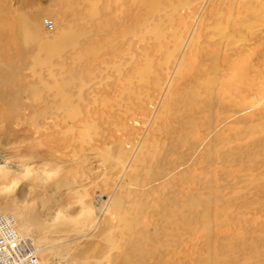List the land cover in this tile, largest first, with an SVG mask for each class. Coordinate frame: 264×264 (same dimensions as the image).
<instances>
[{"label":"rangeland","instance_id":"obj_1","mask_svg":"<svg viewBox=\"0 0 264 264\" xmlns=\"http://www.w3.org/2000/svg\"><path fill=\"white\" fill-rule=\"evenodd\" d=\"M184 1L175 12L169 8L178 5L176 0H0V71L13 76L11 81L0 82V152L5 159L0 163V214L20 217V228L25 227L22 222L27 216L38 218V227L50 240L67 237H62V229L83 234L97 222L110 229L121 226L111 233L114 240L125 234L117 248L102 238L93 241L103 264H116L119 258L114 255L122 256L126 248L132 255L134 250L145 252L134 259L136 264H264V18L252 16L244 26L238 24L250 14L244 0H212L209 5L205 0ZM249 1L254 6L258 3ZM157 2L161 11L148 15L147 10ZM205 5L204 16L198 19L195 11ZM230 14L240 16L238 22ZM147 19L149 30L140 25ZM28 22L39 27L36 36L31 35ZM196 25L188 57L168 97L173 104L157 111L160 117L152 125L154 131L145 134L133 119L147 120L144 117L154 109L150 100L158 98L160 90L154 86V77L149 83L142 80L146 77L142 73L150 65L161 69L159 63L168 54L160 45L174 50L176 38L185 41ZM224 26L238 37L224 38ZM69 29L74 30L77 52L73 56L64 52L65 64L57 71L76 80L77 85L67 92L82 113L76 121L84 123L76 122L78 127L71 128L68 139L72 138L73 149L65 155L56 151L51 136L40 135L45 129L37 125L34 109L42 104L32 100L28 88L38 81L30 68L34 58L38 54L46 58L44 52L37 54L39 43L47 34L54 38ZM157 30L162 40L157 39ZM241 33L245 39L239 37ZM54 61L60 62L59 58ZM159 72L164 85L167 74ZM42 75L48 77L45 65ZM134 91L146 101L143 109H128L130 101L137 103ZM212 94L217 103L214 122L207 107ZM122 137L132 146L141 143L135 161L143 165L129 172L130 176L144 175L149 169L159 173L163 171L159 165L168 161L172 166L167 173L175 176L171 184L157 179L155 188L161 194L139 195L138 188L133 189L136 192L123 210L130 223L127 232L119 213L105 214L97 203L106 188L105 178L119 171L114 157H127L120 149L119 153L113 150L114 157L105 161L102 149L111 140L119 145ZM193 194L199 204L192 209L195 223L189 226L186 217L190 212L184 200ZM172 200L178 203L161 208ZM152 212L168 218L159 221ZM208 215L210 225H205ZM64 222L68 225L58 226ZM154 229L161 231L163 240L179 243L156 244V256L148 254L154 247L131 245L138 234L149 237ZM111 254V262L105 260ZM41 258L58 264L45 251ZM96 261L92 256L86 264H99Z\"/></svg>","mask_w":264,"mask_h":264},{"label":"bare ground","instance_id":"obj_2","mask_svg":"<svg viewBox=\"0 0 264 264\" xmlns=\"http://www.w3.org/2000/svg\"><path fill=\"white\" fill-rule=\"evenodd\" d=\"M211 1L212 0H205V2H206L205 4L209 5V3H211ZM254 1L255 0H253V2ZM176 2L178 3V5L176 7H174L175 3H173L170 6L171 8H169V9H171V11L174 10L175 12H178L179 6L181 4H183L185 1L184 0H176ZM249 2H250L249 0H244V3H242L244 5V8L247 9L248 11H250V14H247V15L245 14L244 17L241 15L242 19L245 18L244 21L238 22L237 20L239 19L240 16H238V18H234V15L230 14L231 17L235 20V23L238 22V24H240L241 26H244L246 24L245 20L252 19V16H256L257 18H259V17L260 18L261 17L264 18V16H263L264 15V0H258L257 1L258 3L256 4V6H254L251 3L249 4ZM100 5H102V4H99V6ZM206 5L204 7H202L201 11H199V12L195 11V17H197L198 19H201L204 16L203 13L206 11L205 8L207 9ZM234 5L235 4H233L232 6L234 7V10H235V6ZM236 6H237V4H236ZM90 9L92 10V8H90ZM242 10H243V8H242ZM95 11H99V9L96 8ZM159 11H161L160 10V4H159V2H157V3H154L147 10V14L148 15L150 14L151 16H154L155 13H157ZM243 12H245V11H243ZM197 14H198V16H197ZM107 15L108 14H106L105 17ZM148 15H147V17H148ZM83 16H85V15H83ZM90 16H92V15L90 14ZM81 19H83V18H81ZM94 20H96V17H95ZM148 20L149 19H147L145 22H141L140 23V25H143V27H146L147 30H149V25H148V22H147ZM197 22H198V20H197ZM27 25H28V27L30 26L31 35L32 36L33 35L36 36L38 34V32H39V27L32 25L30 22H28ZM87 25H88V23H87ZM33 27H35V28H33ZM155 28H156V25L154 26V30H155ZM223 29L224 30H223L222 33L224 35L223 36L224 38L225 37H227V38L238 37L235 33H233V31H231L229 26H226V27L224 26ZM154 30H153V32H154ZM196 30H197V25L194 28L189 29V35L185 39V41H182L181 38H176V42H175L174 45H177V46H175L174 50H170L169 47H165L164 45H160L161 51H165L168 54L167 57H166L167 59H164V62H162L163 60H161L160 63H159L161 65V69L154 70L153 67H152L153 65L152 66L150 65L142 73V76H146V77H142V80L146 79L147 82H149L150 78L154 77L155 84H154V82H152V83L154 84V86L158 87V89L160 90L159 94H158V98L151 99V96L149 97V99H151L150 103L153 106L152 108H154V109H153V112H151L149 115H146L144 117V118L147 117V120L146 121L139 120L137 117H135L133 119L132 123L134 124V126H138V125L143 126L144 130H145V134L154 131L152 129V125L160 117L159 114H157V111L160 110L162 107L167 108L170 103L173 104V102H171V100H169L168 97H169V94L172 92L173 85H174L178 75L180 74V72H181V70H182V68L184 66V62H185V60L188 57L189 48H190V46L192 44L193 36L195 35ZM73 32H74V30L69 29L64 34H58L54 38L49 37V34H47L46 39L43 42L39 43V46L37 47V54L41 53V52H44L46 54V58H42L41 56H39V54L36 55V57L34 58L35 59L34 60L35 61L34 65L31 66L30 68L33 69V73L35 75H37L39 79L37 78L38 81L35 82L32 86H29V88H28V91L32 92V94H33L32 100L33 101L35 100L36 102H39V104L40 103L42 104L40 107H35V109H34L35 110V117L34 118H35V121L37 122V125L39 127H43L45 129V132H43L40 135L42 136V135H46L47 134V136H49V137L51 136V138L55 142V143L53 142V144L55 146L57 145L56 146V149H57L56 151L59 152V153H62V154H65L67 152V149L68 150L69 149H73V148H70L71 147L70 140L72 138L69 140L68 137H69L71 128L74 129V128L78 127V125H76L75 123L76 122L79 123V121H76V120L79 119V116L82 115V113L79 110V108L77 109L74 106L76 101L74 103L71 100L72 97H70L68 95L69 92H67V91L71 90L70 88H73V84H76V83H74L75 79L72 76L67 78V77H65V74L63 72L61 73L60 71H57L59 66H63L65 64V57L66 56H64V52L66 53V51H68V54L73 56V52L75 51V48H76V44H75L76 38L72 34ZM143 33H145V32H143ZM239 37L242 38V39L246 38L243 33H241L239 35ZM157 39H159V40L163 39V34L161 33L160 30H157ZM213 40H215V39H213ZM210 41H212V40H210ZM216 41L217 40H215L213 42L216 43ZM76 52H74V53H76ZM115 52H116V50H115ZM55 58H59L61 63L60 62L59 63L55 62L54 61ZM67 58H68V56H67ZM130 62L133 63L134 60H131ZM44 65L46 67V70L48 71V77L47 78L43 77V75H42L43 69H44ZM40 67L43 68V69H41ZM19 69H21V67ZM161 70H163L167 74V81H166V83L164 85L161 84V81L159 79V77H160V72L159 71H161ZM4 73L0 71V82H8V81L13 80L12 79L13 78L12 75L4 74ZM121 73H122V71H121ZM34 79H36V78H34ZM96 80H98V79L96 78ZM101 81H102V79H101ZM75 82H76V80H75ZM80 82H84V81H80ZM84 85H85V83H84ZM81 87L83 88L84 86L81 85ZM14 88H16L15 90H17L16 86H14ZM127 89H129V87H127ZM21 90H23L22 86L17 91L18 92V97H19V95L21 96ZM129 91H130V89H129ZM79 93L82 94V92H79ZM133 94H135V96H136L137 103H135L133 101H130V102L128 101L129 103H132V106L131 107L129 106L128 109L129 110L136 109V108L139 109L141 107L143 109L146 101H144L141 98V96L138 95L135 91L133 92ZM196 94L198 95V97L202 96L201 91L199 89H197V88H196ZM211 96H212V100H210L207 103V105H208L207 107H208L209 111L212 113L211 117H210L211 118V122H214L215 118H214L213 113L215 112V107L217 106V103L214 101V95L212 94ZM28 100H30V99H28ZM108 103H110V102H108ZM113 103L115 104V101ZM21 104L22 103H20L19 105H21ZM76 106H78V105L76 104ZM149 106H151V105H149ZM225 107H227V105H225ZM117 113H119V112H117ZM121 114H124V113H121ZM42 119L43 120H48V121H42ZM69 119H72L75 122H69L68 121ZM83 123L84 122H81V123H79V125L81 126V125H83ZM86 125H87V123L85 124V126ZM118 125L119 124H117L116 126H118ZM38 126H37V128H38ZM123 127H126V125H124ZM54 130L58 131L57 134H54V135L50 134ZM116 130H119V128L116 127ZM124 131H126V130H124ZM85 134H87V133H85ZM110 137H111L112 140H114L115 135L113 134V132L110 134ZM103 139H105V138H103ZM123 140L124 139L122 137L120 142H119V145L118 144H112L111 141H110V142L106 143V146L104 147V149H102L103 158L106 159L105 161H109L108 159H111V158L114 157L115 154H114L113 150H116V152L121 150L122 151V155H127V157L124 158V159H121L120 157H117V156L114 157V158H118L116 160L118 161L117 164L119 165L118 166L119 167V171L117 172V174H112L110 177H108V179H107V177L105 178L106 180H108L107 182H104V183H106V185H105L106 188L104 190L100 191V193L98 195V198H97L98 199L97 203L102 207V212L105 213V214H109V215L114 214L113 211H115V213H119L121 215V217H120L121 225L124 226V228L126 229V232H127V230L130 229V226H129L130 223L127 222V220H129V219H127V218H126L127 220L125 219V217H124V215H125L124 212L125 211L123 212V210H124V206L128 205L130 203L131 198H133V195H134L133 191H135L133 189H137L138 188L139 195H143V194H145V195L149 194L150 195V194H153V193L161 194L162 193L161 190L155 188V184L154 183L157 182V181H160V180H157V179L158 178H162L161 180L171 184V183L175 182V180H173L175 178V176H174L173 172L169 173V174L167 173L168 169L171 168V166H172V161H170V162L168 161L165 164H160L159 166L163 169V171H161L159 173L154 171V170H152V169H149L148 172L146 174H144V175H142V174L139 175V173H140L139 172L138 174H136V176H130L128 174L129 172H131L133 170H138L139 166L143 165V164L141 165V163H140L139 166H137V162L135 161L136 160L135 159L136 154L141 149V143L140 144H134L132 146V144L130 145L129 138H128L129 142H124ZM215 143L220 144L222 142L217 141ZM131 149H133V150H131ZM96 150H98V149H96ZM130 151H131V155L129 156ZM74 156L77 157V155H74ZM142 160L140 162H142ZM4 162H5V159L3 158V154L0 152V163H4ZM140 168L142 169V167H140ZM109 179H111L113 181V183H110ZM142 180H144L143 184H145V187L141 186L142 185ZM150 189H152L153 192L149 191ZM136 195H138V194H136ZM189 198H193V200H190ZM170 199H172V197H170ZM184 202H185L184 203L185 207H187V209L190 212V214H188L187 217H186V222L188 221L187 223L189 224V226H193V223H195V221H194V212L192 213V209H193V207L198 205L199 202L196 199L194 200V194L191 195V197H186ZM134 203H137V202H134ZM177 203L178 202H175V201L172 200L170 204H168L166 206H163L161 208L163 210H165V209H168V207H170L171 205H175ZM138 205L139 204H137V206ZM152 213H153L154 216L158 217L157 219L159 221H162L164 218H168V215H164V214L159 213V212L158 213L157 212H152ZM1 214H4V213H1ZM5 215H8L12 219H14V221L16 223V231L18 232L19 236L23 240H25L27 243H29V245H31L34 248V251L38 255L39 258H40V254L43 251H45L48 254H51L52 259H55L58 264H86V263L90 262V259H91L92 256H93V258H95V260H97L96 262H98L99 264H103V262H102L103 259H101V260L98 259L99 257L96 254L97 253L96 249L93 247V244H95L93 241L95 239H97V238H102V239L110 242V246L111 247L117 248L116 244L118 243V241L121 242L122 238L125 235L123 233L119 237V239H115L114 240L112 238V236H111V233H112L113 230L116 231L117 229L121 228V226L119 227L117 225L114 228L110 229V228L101 227V224L99 222H97V223L93 224L90 227L91 229H84V233L83 234L73 235V233H74L73 231L74 230L71 232L72 234H69L70 230L62 229V230H60V232L64 233V235H62V237H65V236H67V237H65L63 239H60V240H58L56 238H53L52 240H50L49 236L48 235H44L43 234L44 232L42 233V231L38 227V224H39L37 222L38 218L27 216L26 220L22 222L25 225V227L24 228H22V227L20 228V226H19V225H21L20 224L21 223L20 217H18L17 215H10L8 212ZM176 217H174V218H176ZM205 219H206L205 225H207V224L210 225L209 215H208V217H205ZM134 222H135V219H134ZM61 225L62 226H66L68 224H65V222H64V224H59L58 226H61ZM156 225H159V224H156ZM132 227H133V225H132ZM212 227L213 226H211V228ZM208 232H210V230ZM149 233H150L149 237H146V236L144 237L143 235L138 234L136 237H134L133 241H130L131 245L137 246V245H141V244H147L150 247H154L156 244L167 245V246H169V244H173V246H174V245H177V243H179V242H177L174 239H173L174 241H170V240H166L165 241V240H163L161 231L159 229L151 230ZM22 234L25 235V236H23ZM114 242H115V244H114ZM124 242H125V240H124ZM118 246H119V244H118ZM123 249H125V248H123ZM126 249H125V253L122 256H120V254L119 255H114L115 257L117 256V258H119V260L116 261L117 262L116 264H136L134 259L142 257V255L145 253L144 251L141 252L140 250H134V254L132 255L131 253L127 252ZM118 250H120V249L118 248ZM153 250L154 251L149 252L148 254L156 256V254H158L159 251H157L155 249V247H154ZM91 251H93L94 254L90 255ZM111 256L113 257V254L108 255L105 260H109V258H111ZM101 257H102V255H101ZM104 258H105V256H104ZM40 260H41L42 264H51L50 260H48V259L41 258ZM143 264H148V263H143ZM155 264H160V263L157 261Z\"/></svg>","mask_w":264,"mask_h":264},{"label":"built area","instance_id":"obj_3","mask_svg":"<svg viewBox=\"0 0 264 264\" xmlns=\"http://www.w3.org/2000/svg\"><path fill=\"white\" fill-rule=\"evenodd\" d=\"M0 264H42L34 248L16 231L14 219L0 214Z\"/></svg>","mask_w":264,"mask_h":264}]
</instances>
